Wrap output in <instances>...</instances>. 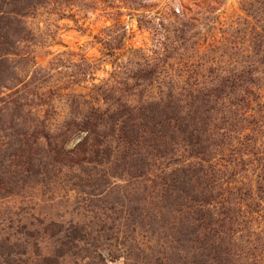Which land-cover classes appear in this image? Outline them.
<instances>
[{"label":"rangeland","instance_id":"rangeland-1","mask_svg":"<svg viewBox=\"0 0 264 264\" xmlns=\"http://www.w3.org/2000/svg\"><path fill=\"white\" fill-rule=\"evenodd\" d=\"M0 264H264V0H0Z\"/></svg>","mask_w":264,"mask_h":264},{"label":"trees","instance_id":"trees-1","mask_svg":"<svg viewBox=\"0 0 264 264\" xmlns=\"http://www.w3.org/2000/svg\"><path fill=\"white\" fill-rule=\"evenodd\" d=\"M165 102H166V97L164 95L159 96L158 100L156 101L148 102V104L150 105L149 107L146 108L143 105L142 107L141 106L139 107L133 105V103L128 104L127 101L121 100L116 107L112 108L114 110L111 113H109V116L112 121L111 123L113 124L112 128L114 132L117 131L120 134H125L127 138L130 137V134L131 136L133 135L138 136L140 130L145 132V134H155V136L165 137L167 136L166 134H168V131L166 127L162 128L163 124H167L168 130H170V132H175L174 130L175 127H179V128L181 127L180 124L182 123L181 120L182 117L180 116V114H177L175 110L171 109L170 106L166 105ZM173 108L175 107L173 106ZM147 110H151L150 113ZM102 122L103 120H95L93 122H90L89 120L86 119L80 122V125H77L75 127L76 128L75 130H72V128L69 127L63 129L60 133L61 135H66L67 133L73 134V133H78L80 131H88L87 135L84 137V141L80 143V147L83 148L89 142V140L93 138V136L96 133V128L98 124ZM178 130L181 133L189 132L186 131V128L185 129L180 128ZM190 132H191L190 141L192 142V144L193 142L194 145L200 144L197 137H191L194 136L195 133L192 131ZM207 140L208 138L206 139V141ZM61 143L62 144L60 150L62 149L64 150L65 143L64 141ZM146 165H147L146 163L143 164V166ZM201 167H199V169L203 171L202 173L205 176V182H206V177L209 176V174L207 173V169H205L204 166L202 167L203 169ZM194 176H196V174ZM208 181H212V179L208 178ZM212 189H213L212 185L208 182V184L204 185L202 190L199 192V195L193 196L196 200L201 201L202 208L200 209V211L203 212V217L205 221L204 225L207 227L209 232H213L215 230V226L213 225L215 224L214 218H215L216 208L214 207L213 202L214 200H216V197L214 194L215 191ZM187 191H189L188 197H191L196 193L195 192L196 189H194L193 185L190 186ZM79 231L80 230L78 229L73 230L70 238L80 239L81 232ZM45 259H48V257H46Z\"/></svg>","mask_w":264,"mask_h":264}]
</instances>
